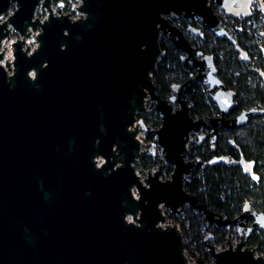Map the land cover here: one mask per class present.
Returning a JSON list of instances; mask_svg holds the SVG:
<instances>
[{
	"label": "water",
	"instance_id": "95a60500",
	"mask_svg": "<svg viewBox=\"0 0 264 264\" xmlns=\"http://www.w3.org/2000/svg\"><path fill=\"white\" fill-rule=\"evenodd\" d=\"M210 1L233 18L252 14L253 0H81L77 17L61 11L62 1L53 8L52 0H0V43L11 30L18 34L12 60L0 63V264H188L182 233L174 223L163 225L162 210L182 215L185 204L207 225L264 231V213L248 201L230 218L184 187L200 161L188 159L190 132L212 129L214 137L219 124L233 128L264 113L251 107L225 118L235 91L217 75L213 54L194 53L167 17L197 16L234 43ZM38 6L43 18L35 16ZM30 30L37 31L33 50L23 48ZM161 32L183 52L182 63L197 68L171 85L169 99L152 78ZM200 78L220 117L191 116L188 92ZM147 97L161 115L158 128L137 118ZM139 128L156 134L162 148L161 162L143 178L136 171ZM220 161L243 163L216 156L204 165ZM163 164L172 166L166 179ZM210 236L204 241L213 264H264L243 241L215 250ZM195 264L209 263L199 257Z\"/></svg>",
	"mask_w": 264,
	"mask_h": 264
},
{
	"label": "trees",
	"instance_id": "16d2710c",
	"mask_svg": "<svg viewBox=\"0 0 264 264\" xmlns=\"http://www.w3.org/2000/svg\"><path fill=\"white\" fill-rule=\"evenodd\" d=\"M215 11L221 18L226 17L223 11L217 9ZM261 15L260 11L255 10L252 16L236 19L226 17L225 20V24L237 31L236 38L242 52L250 54L251 60L259 66L264 64V43L255 37V33L259 30L253 26V23L257 22ZM202 41L200 48L214 55L219 76L229 87L236 90L235 112L251 106L264 107V85L260 82L259 76L252 71L251 65L243 61L238 50L227 39L215 36L211 30H203ZM160 47L161 54L152 70V78L157 86V93L167 99L171 94V84L185 80L188 72L193 69L182 64L179 59L180 52L174 48L165 34L160 39ZM188 97L192 115L204 116L217 112L216 106L208 95L207 86L202 80H199L188 92ZM156 116L158 117L154 120V125L160 123L158 112ZM137 118L147 121L148 114L145 111L139 112ZM242 135L236 142L242 147L247 159L256 161L257 182L251 181V177L246 175L239 166L220 163L195 169L192 179L184 184L185 189L196 194L200 202L204 203L208 209L231 218L240 213L245 201H250L256 209H259L258 211L264 212V116H256L247 125ZM147 137L152 138V135ZM218 146L220 150L227 148L231 152L234 151L225 137L220 139ZM157 158L154 159L149 151L147 154H142L139 163L147 169L154 168ZM167 170L172 171V167L167 165ZM169 217L173 221L188 220L190 233L200 249H204L202 239L206 231L213 233L219 229L206 227L204 231H201V226L206 223L205 217L201 212L191 208L187 210L183 219L175 215H169ZM223 237L224 232L217 237V240H222ZM251 238L253 241L264 243V231H260L259 235L251 236Z\"/></svg>",
	"mask_w": 264,
	"mask_h": 264
},
{
	"label": "flooded vegetation",
	"instance_id": "af4514ba",
	"mask_svg": "<svg viewBox=\"0 0 264 264\" xmlns=\"http://www.w3.org/2000/svg\"><path fill=\"white\" fill-rule=\"evenodd\" d=\"M58 1H62L63 2V5L61 6V11H62V9L64 8V6L66 5V1L68 2L69 0H57V1H54V0H52V7L54 8L55 6H56V4H57V2ZM254 1V0H253ZM252 1V2H253ZM263 1V3H264V0H262ZM251 2V3H252ZM256 2L259 4V5H261L257 0H256ZM210 4L212 5V8H213V10H214V12L217 14V12L215 11V9H217V10H219V11H223L217 4H215L213 1H210ZM13 5V4H12ZM252 5V4H251ZM251 5H250V7H251ZM262 6V5H261ZM263 7V6H262ZM10 8H11V6L8 8V10H10ZM219 8V9H218ZM264 8V7H263ZM7 10V11H8ZM44 10V9H43ZM251 10H252V14L250 15V16H252L253 15V13H254V11L256 10L255 8H251ZM6 11V12H7ZM256 11H258V10H256ZM42 12V10H40L39 9V6L36 8V11H35V16H37L36 14H40ZM62 12H64V11H62ZM9 14V13H8ZM223 14L226 16V17H230V16H228V15H226L225 14V12L223 11ZM170 15H175V14H170ZM218 15V14H217ZM175 16H177L178 17V21H179V23H176L175 21H170V22H172V23H174L175 25H177L182 31H183V34L185 35V37L190 41V44L195 48V52L194 53H197V51H199V50H201L203 53H207V52H205V51H203L201 48H200V46L203 44V41H202V34H203V30L205 29L204 27H203V25L200 23V21H199V17H197V16H194V17H192V18H184L183 16H182V14H180V15H175ZM40 17V16H39ZM44 17V16H43ZM42 17V18H43ZM218 17L221 19V25L225 28V29H227L228 31H230L231 33H232V36L234 37V43H232V42H230L229 40H228V38H226V37H222V38H225V39H227L233 46H234V48L235 49H237L238 50V54L240 53V55L242 56V58H243V61H246V62H248L250 65H251V69H252V71H254L258 76H259V80H260V82L264 85V79H263V77H262V75L260 74V72H263L264 73V64H263V66H259L258 64L256 65V63L255 62H253L252 60H251V55L250 54H248V53H243L242 52V50L240 49V47H239V45H238V42H237V38H236V32L237 31H235L234 29H232V27H230V25H227V24H225V20H226V17L225 18H221L219 15H218ZM244 17H247V16H240V17H235V18H233V17H230V18H233V19H236V18H244ZM41 18V17H40ZM169 18V17H168ZM261 19V18H260ZM258 20L257 22H254L253 23V26H255L258 30H259V34L260 35H262L263 37H264V21H261V20ZM258 22H260V27H259V25H258ZM185 23V24H184ZM205 30H209V29H205ZM184 31H187V33H184ZM165 34L166 35V37H167V34H166V32H161L160 33V35L161 34ZM257 33V32H256ZM220 38V37H219ZM168 39V38H167ZM258 40H261V39H258ZM261 42H263L264 43V40H261ZM175 48V47H174ZM176 49V48H175ZM179 52H180V55H179V59H180V56H181V54H183V52L182 51H180L179 49H177ZM207 54H212V53H207ZM214 56V55H213ZM254 57V56H253ZM200 58V56H198V59ZM180 61H181V59H180ZM182 62V61H181ZM183 64V63H182ZM214 64H215V57H214ZM183 65H185V64H183ZM185 66H187L189 69H193V71L191 70V71H189L188 72V76H189V74H191V73H196L197 72V68L196 67H191V66H188V65H185ZM215 66H216V64H215ZM217 68V67H216ZM217 75L219 76V74H218V68H217ZM187 76V77H188ZM219 78L221 79V80H223L220 76H219ZM199 80H202L204 83H205V85L207 86V92H208V95H209V97L212 99V102H213V104L216 106V108H217V112H215V113H213V114H211V115H204V116H210V117H214V118H216V117H220L221 116V113H220V111H219V108H218V106H217V104H216V102L213 100V98L210 96V93H209V91H208V85H207V83H206V81H205V79L204 78H200ZM198 80V81H199ZM197 81V82H198ZM224 81V80H223ZM182 82V81H181ZM196 82V83H197ZM173 83H180V82H173ZM172 83V84H173ZM195 83V84H196ZM224 83H225V81H224ZM171 84V85H172ZM225 85L227 86V88H229V89H232L233 91H235V95H234V97H233V101H234V103H233V106H232V108L230 109V111H228L227 113H225L223 116L225 117V118H227V119H230V118H233V117H235V116H237L242 110H244V109H241V110H239V111H237V112H235V108H236V101H235V97H236V95H237V93H236V90L235 89H233V88H231V87H229L226 83H225ZM194 87V86H193ZM192 87V88H193ZM191 88V89H192ZM170 89H171V94H170V96H172L173 94H174V92H173V88L170 86ZM190 89V90H191ZM156 90H157V86H156ZM189 90V91H190ZM216 90H218V87H214V89H213V92H215ZM157 92V91H156ZM170 96H169V98H170ZM169 98H167V99H169ZM188 104H189V106H190V101H189V99H188ZM251 107H254V108H259V109H264V107L263 106H260V105H258V106H251ZM250 107V108H251ZM174 108H176V107H174ZM246 109H248V108H246ZM156 110V109H155ZM158 111L156 110V113H157ZM159 113V112H158ZM148 114V113H147ZM190 114H191V116H193L194 117V119H198V118H200V117H204V116H198V115H192V113H191V106H190ZM156 115V114H155ZM256 116H264V113L263 114H257V115H254V116H252V115H248V119H247V121L244 123V124H242V125H239V126H236V127H233V128H225V127H222L220 124L218 125V127H217V130H216V134H215V136L213 137L212 135H210V133L212 132V129H200L199 131H197V132H190V134H189V139H188V141H187V143H186V148H187V156H188V159H194V158H199L200 159V161H199V163H198V165L192 170V176H193V171L195 170V169H197V168H203V167H205V166H211V165H214V164H220V163H224V164H227V165H235V166H239L240 167V169L244 172V173H246V175H248V176H250L251 177V181H254V182H257L258 181V175H257V173L255 172V170H256V161L254 160V159H247L246 157H245V154H244V152H243V149H242V147L236 142V140H238L241 136H243L242 135V133L243 132H245V129L247 128V125L256 117ZM157 117L158 116H155L152 120H150V118H149V116H148V118H147V121L146 120H144L143 118V120H144V122L147 124V125H149V126H152V127H154V128H158L159 126H160V123H161V115H160V113H159V118H160V123L158 124V125H154V120H156L157 119ZM139 119V118H138ZM143 132L144 133V139L146 140L148 137V135H152V138H154L153 140H154V144H156L157 145V147H160L161 148V146L157 143V136H156V134H150V133H148V132H146V131H144V130H142L141 128H139V131H138V133L139 132ZM223 137H225V140H228V142L233 146V152H231V151H229L227 148H225L224 150H220V148H219V146H218V143H219V141H220V139H222ZM152 138H149L150 140H151V142L153 141L152 140ZM189 145V146H188ZM153 147V146H152ZM147 148V150H141V145H140V151H141V156H142V154H147L149 151L152 153V155H153V158L154 159H156L157 157V162H156V166H157V163L158 162H161V154H160V156H156L155 155V149H150V150H148V146L146 147ZM161 151H162V148H161ZM216 156H228L229 158H230V160H232V159H235V160H241V159H243V163H240V162H236V163H233V162H225V161H220V162H216V163H209V164H207V165H204V163L205 162H207L208 160H210V159H212L213 157H216ZM198 162V161H197ZM163 165H169V166H171L170 164H163ZM246 165H247V167H246ZM156 166H155V168H156ZM172 167V166H171ZM149 170V169H148ZM147 170V171H148ZM191 179H192V177H191ZM200 200V199H199ZM246 202V201H245ZM244 202V203H245ZM249 203H250V207L252 208V209H255V210H259V209H256L253 205H252V203L250 202V201H248ZM244 203H243V205H244ZM243 205L241 206V211L243 210ZM184 207H186V210H183V208ZM189 208H191V207H189L187 204H185L183 207H182V215H179V214H174L175 216H180L182 219L185 217V215L187 214V210L189 209ZM191 209H193V208H191ZM193 210H195V209H193ZM196 212H200V211H198V210H195ZM241 211H240V213H241ZM239 213V214H240ZM264 213V212H263ZM238 214V215H239ZM237 216V215H236ZM236 216H233L232 218H234V217H236ZM180 218V219H181ZM231 218V217H230ZM252 223V219H250V220H248L247 221V224L248 225H250ZM205 225V229H206V227H215V228H219V229H217L215 232H211L212 233V236H210L208 239H207V241L206 242H210V243H214V242H222V241H224V239L226 238V235L229 233V231L231 230V229H234V228H236L238 231H240V232H242L243 233V236H244V238L241 240V241H239V242H244V245L242 246V248H244V247H248V248H250V249H252L253 250V254H254V256H262L263 258H264V243H260V242H258V241H253V240H251L252 238H251V236H255V235H259L260 234V231H262V230H260V229H258V228H254L253 230H251L250 231V233L248 234V235H245V233H244V231H242V230H240L239 228H238V226L237 225H232L230 228H225V227H216V226H214V225H207L206 223L204 224ZM204 229V230H205ZM203 230V231H204ZM202 231V230H201ZM210 231L208 230V231H206V233H205V235H204V237L209 233ZM222 232H224V237H223V239L222 240H217V237L222 233ZM192 238H193V236H192ZM194 239V238H193ZM195 242L197 243V241L195 240ZM202 242H203V244H204V248L206 247V245H205V241H204V238L202 239ZM238 242V243H239ZM237 243V244H238ZM229 244H231L230 242H228V246H229ZM236 244V245H237ZM197 245H198V243H197ZM214 245V244H213ZM232 245V244H231ZM236 245H232V247H235ZM207 248V247H206Z\"/></svg>",
	"mask_w": 264,
	"mask_h": 264
},
{
	"label": "built area",
	"instance_id": "2783aa9c",
	"mask_svg": "<svg viewBox=\"0 0 264 264\" xmlns=\"http://www.w3.org/2000/svg\"><path fill=\"white\" fill-rule=\"evenodd\" d=\"M75 1L76 0H71L70 3L72 4V6L75 8L76 4H75ZM251 8H255L256 10L260 11L261 12V21H264V8L259 5L256 0H254L252 3H251ZM77 10V9H76ZM8 13V11L6 12ZM79 15V12L77 13V15H75L74 17H77ZM167 17H169V15H167ZM258 25L260 27V22H258ZM13 30H11L10 32V39L8 40V43L11 42V46L10 48H6L4 47V44L5 42L2 41L0 43V50L3 51V58L0 60V63L4 65V67H6L5 65V61L6 59L7 60H12L13 58V55H12V42L17 38L15 36H12L13 35ZM37 34V31H33V30H30L29 31V36L26 37L25 39V43L23 44V46H29L30 50H33L36 46V43L34 41V37L36 36ZM255 37L258 38V39H261V40H264V37L262 35H260L258 32L255 33ZM30 43V44H29ZM6 52H10L11 56L9 58H6L5 57V54ZM148 102V98L145 99V103H144V110L145 112L148 113V116L150 118V120H152L156 115V110H155V107H154V104L152 105L151 104V99L149 100ZM144 133L143 132H139L137 134V137L138 139L140 140V145H141V150H144L145 147L151 143V140H148L147 142H144L145 139H144ZM146 143V146L144 147ZM162 210L163 212L166 214V220L165 222L163 223V225L165 224H176V226L178 227V229L181 231L182 233V237H183V240L185 242V246L183 248V255H184V258H185V261L188 263V264H195L197 259L200 257L202 258L204 261L208 262L209 264H213L214 263V258L213 256L211 255V252L209 251L210 249L209 248H204V249H200L197 245V243L195 242V240L189 235L188 233H184V230L182 228V224L180 221H173L172 218H170L168 216V213L167 211L168 210H165L164 207H162ZM183 210H186V207L183 208ZM205 229V225H202L201 226V230L203 231ZM188 235V236H187ZM244 238L243 236V233L238 231L236 228L234 229H231L229 231V233L226 235V238L224 239V241H220V242H214V246H215V250H222V249H225L228 247V242H230L232 245H236L239 241H241L242 239Z\"/></svg>",
	"mask_w": 264,
	"mask_h": 264
},
{
	"label": "rangeland",
	"instance_id": "374dc122",
	"mask_svg": "<svg viewBox=\"0 0 264 264\" xmlns=\"http://www.w3.org/2000/svg\"><path fill=\"white\" fill-rule=\"evenodd\" d=\"M70 1L71 0H69L68 2L66 1V5L64 6V8L62 9V11H64V13H68V14H70V16H72V17H74L75 15H77V13H78V11L76 10L77 9V6L81 3V0H76L75 1V4H76V6H75V8L72 6V4L70 3ZM14 9V4L13 5H11V8H10V10H8V13H11L12 12V10ZM219 9V8H218ZM8 13H5L4 14V17H6L7 15H8ZM37 16H40L41 18L43 17V16H45L46 15V10L44 9V10H42V12L40 13V14H36ZM170 21H175L176 23H179V19H178V17L177 16H175V15H169V18H168ZM184 33H187V31H184ZM12 36H15V37H18V34H17V32H13V35ZM164 37V34L162 33L161 35H160V39L161 38H163ZM8 44V42L7 43H4V44H2V45H4V47L6 48V50H7V48H10V46L11 45H7ZM148 98V97H147ZM188 99H189V97H188ZM149 100H150V98H148V102H149ZM147 102V103H148ZM189 103V102H188ZM151 104L153 105L154 104V101L151 99ZM173 107H177V104H173ZM154 138H152V140H153ZM148 140H150L149 138H147L144 142H147ZM146 146V143H145V145H144V147ZM148 146V150H150V149H155V155L156 156H160V154H161V148L160 147H157V145L156 144H154V140L150 143V144H148L147 145ZM146 146V147H147ZM153 146V147H152ZM189 146V145H188ZM145 147V150H147V148ZM140 160V159H139ZM139 160H138V162H137V165H136V171H137V173L140 175V177L141 178H143L145 175H146V173H147V167H145V166H143L142 164H140L139 163ZM150 169H155V167L154 168H150ZM170 174H171V171L170 172H168V170H167V165H163V168H162V172H161V174H160V177H161V179H166V178H168L169 176H170ZM134 193L135 194H137V192H136V189H134ZM165 210H167V209H165ZM167 213H168V216L169 215H171V214H169V212L167 211ZM177 221H179V220H177ZM175 222V221H174ZM181 222V221H180ZM181 224H182V228H183V230H184V233H188V235H189V237L191 236L192 237V235H191V233H190V228L188 227V220L187 219H185V220H183V222H181ZM187 235V236H188Z\"/></svg>",
	"mask_w": 264,
	"mask_h": 264
},
{
	"label": "bare ground",
	"instance_id": "6f19581e",
	"mask_svg": "<svg viewBox=\"0 0 264 264\" xmlns=\"http://www.w3.org/2000/svg\"><path fill=\"white\" fill-rule=\"evenodd\" d=\"M5 43H7L8 42V40L7 41H4ZM11 44V42H9L7 45H10ZM30 44V43H29ZM36 47V46H35ZM23 48H25V46H23ZM11 56V54H10V52H6V54H5V57L6 58H9ZM7 60V59H6ZM140 141V140H139ZM210 251V250H209ZM211 252V251H210Z\"/></svg>",
	"mask_w": 264,
	"mask_h": 264
}]
</instances>
